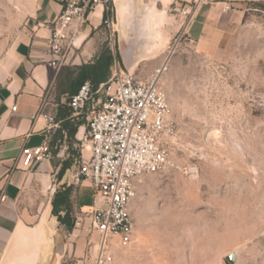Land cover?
Here are the masks:
<instances>
[{
  "label": "rangeland",
  "instance_id": "rangeland-1",
  "mask_svg": "<svg viewBox=\"0 0 264 264\" xmlns=\"http://www.w3.org/2000/svg\"><path fill=\"white\" fill-rule=\"evenodd\" d=\"M143 1L131 13V41L142 47L159 37L153 44L164 45L132 70L145 77L169 56L161 86L177 126L169 163L135 182L134 239L118 251V264H231L225 256L232 251L238 252L233 264H264V1L244 4L242 21L215 54L186 34L188 0ZM17 4L0 0V55L21 22ZM108 8L111 24L98 31L97 53L104 41L119 52L116 8ZM122 14L125 24L126 9ZM123 72L120 58L110 77ZM79 155V144L71 143L69 157ZM78 200L70 192L69 214L81 225L70 230L69 250L81 237L82 249L63 264H87L99 242L80 205L100 203L88 183Z\"/></svg>",
  "mask_w": 264,
  "mask_h": 264
},
{
  "label": "crops",
  "instance_id": "crops-1",
  "mask_svg": "<svg viewBox=\"0 0 264 264\" xmlns=\"http://www.w3.org/2000/svg\"><path fill=\"white\" fill-rule=\"evenodd\" d=\"M252 1L261 0H206L191 15L185 32L200 49L218 53L226 34L242 21L244 4ZM17 3L21 22L0 55V264H63L68 254L80 253L84 239L69 250L72 234L52 213V200L57 189L70 187L72 197L79 201V188L88 182L77 181L76 159L60 178L57 176L71 147L57 115L67 103L69 91L79 88L72 83L70 71L97 53L105 8L97 5L89 13L75 38L73 62L55 68L48 65L45 49L63 0ZM124 3L116 0L118 20L123 18ZM118 25L124 26L121 21ZM47 116H53L59 127L50 128ZM81 127L85 124L77 127L71 143L80 145ZM45 142L50 145V155L25 166L22 150Z\"/></svg>",
  "mask_w": 264,
  "mask_h": 264
},
{
  "label": "built area",
  "instance_id": "built-area-1",
  "mask_svg": "<svg viewBox=\"0 0 264 264\" xmlns=\"http://www.w3.org/2000/svg\"><path fill=\"white\" fill-rule=\"evenodd\" d=\"M114 0H63L61 12L53 20L47 38L48 65L59 68L73 62L76 35L97 6L108 9ZM188 14L206 0H188ZM225 6L224 9H228ZM189 17V19H190ZM108 26L110 17L104 20ZM169 56L149 75L123 72L109 80L101 90L84 81L68 96L71 116L83 117L80 155L76 179L88 182L100 203L88 212L89 225L98 232L95 255L87 264H118V251L134 239L130 205L135 197V182L144 175L162 170L170 160V141L176 121L169 115V100L161 86L168 70ZM13 110L16 106L12 107ZM50 128L59 127L47 116ZM50 145L24 148L21 160L27 167L50 155ZM75 220L73 228H79Z\"/></svg>",
  "mask_w": 264,
  "mask_h": 264
},
{
  "label": "trees",
  "instance_id": "trees-1",
  "mask_svg": "<svg viewBox=\"0 0 264 264\" xmlns=\"http://www.w3.org/2000/svg\"><path fill=\"white\" fill-rule=\"evenodd\" d=\"M110 16L109 8L104 10L103 21ZM116 61L120 62L118 52H114L106 41H104L102 49L88 62L76 66L70 73L73 76L72 83L79 87L84 81H89L94 90H101V88L112 78L110 77L111 67ZM76 92V90L69 91L68 96ZM57 117L62 122V127L66 129L67 140L70 143L74 139L77 127L85 124L83 117L71 116V110L67 103L59 108ZM69 150V148H68ZM73 163V158L68 157L63 161L62 166L57 174L60 178L64 171L69 168ZM70 187H61L57 189L52 200V213L58 217V220L66 225L68 230L73 228V219L69 214V195ZM61 212H64L62 215Z\"/></svg>",
  "mask_w": 264,
  "mask_h": 264
},
{
  "label": "water",
  "instance_id": "water-1",
  "mask_svg": "<svg viewBox=\"0 0 264 264\" xmlns=\"http://www.w3.org/2000/svg\"><path fill=\"white\" fill-rule=\"evenodd\" d=\"M126 3H124V7L126 8V13H127V19L126 22L124 24V26L121 28L118 25V19L116 21L117 25V31L119 32V56L123 62V64L125 65L127 72L132 73L133 70L137 67V65L139 64L140 61L146 59V57H150L153 56L155 53H157L158 51H160L162 49V45H158L155 46V44H153V41L159 40L158 38H154L153 41H148L149 43L145 44L142 47H139V45L135 46L132 41L130 36L132 35V22L130 21V17H131V13L132 11H134L135 8L142 6V2H144L143 0H123ZM113 5L116 8V17H117V5H116V0L113 1ZM149 11H152V9H148V13ZM153 27V25H152ZM146 28H150L149 26L146 25ZM148 35V31L146 33V36ZM160 36V35H159ZM145 57V58H143ZM238 258V252L237 251H232L228 254H226L225 259L233 264L236 262Z\"/></svg>",
  "mask_w": 264,
  "mask_h": 264
},
{
  "label": "bare ground",
  "instance_id": "bare-ground-1",
  "mask_svg": "<svg viewBox=\"0 0 264 264\" xmlns=\"http://www.w3.org/2000/svg\"><path fill=\"white\" fill-rule=\"evenodd\" d=\"M82 129H83V127H81V129H80V131H79V133H78L79 135L82 133Z\"/></svg>",
  "mask_w": 264,
  "mask_h": 264
}]
</instances>
